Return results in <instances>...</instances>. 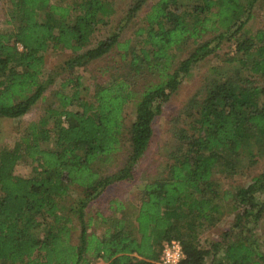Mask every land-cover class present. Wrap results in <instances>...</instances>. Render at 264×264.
<instances>
[{"label": "trees", "instance_id": "trees-1", "mask_svg": "<svg viewBox=\"0 0 264 264\" xmlns=\"http://www.w3.org/2000/svg\"><path fill=\"white\" fill-rule=\"evenodd\" d=\"M149 1L129 0L123 24L93 44L115 0H8L9 28L0 31V118L27 114L54 82L56 71L44 70L49 46L72 51L60 68L72 74L115 47L125 66L92 93L81 74L65 77L56 105L0 148V264H161L164 241L174 238L185 254L179 264H264L253 236L264 215V168L232 187L216 177L242 174L264 156V85L255 84L264 77V11L263 26L252 32L247 23L257 0H198L188 11L180 10L181 0H156L134 30L135 43L121 42V31ZM205 34L211 37L198 42ZM187 39L195 47L178 59ZM223 41L232 50L184 104L188 123L172 129L162 170L139 182L138 208L129 211L115 197L111 213L89 216L88 207L110 184L136 178L163 105ZM130 102L134 118L126 127ZM125 142L123 166L108 174L106 163ZM19 163L31 171L17 174ZM73 190L80 195L67 203ZM231 210L238 212L230 237L213 242L209 260L200 233Z\"/></svg>", "mask_w": 264, "mask_h": 264}, {"label": "rangeland", "instance_id": "rangeland-1", "mask_svg": "<svg viewBox=\"0 0 264 264\" xmlns=\"http://www.w3.org/2000/svg\"><path fill=\"white\" fill-rule=\"evenodd\" d=\"M156 0H150L147 5H144L133 17L128 25L120 33V41H129L133 45L136 41L134 37V30L142 25L141 19L145 12ZM199 3L198 0H181L180 10H190L192 6ZM130 6L129 0H115L114 2V13L111 15L107 25L99 27L93 35L92 43L95 44L98 40L105 38L117 31L118 26L123 24L124 15ZM222 10V9H221ZM263 11H264V0H257L254 7L252 8V16L247 23V27L255 32L257 29L263 26ZM8 12V0H0V31H4L9 28L6 23ZM225 14L223 11L219 12L222 16ZM227 14V13H226ZM225 20L226 15L222 16ZM210 34H205L201 39L197 40L201 42L205 39H209ZM195 47L193 39H187L186 44L183 45L182 51L180 52L179 58L186 57ZM232 43L223 41L221 49L216 54L209 55L204 59L197 62L188 77L183 79L182 83L178 87L177 91L172 95L170 100L163 105L162 112L157 116L153 123V138L150 146L142 157L140 162L135 168V179L134 180H121L110 184L100 195L93 201L87 209L89 216L98 218V213L109 214L111 213L110 201L112 198H119L124 201L129 211L137 209L140 204V187L139 182L143 178H150L157 174L161 167L164 165L165 154L172 146V129L179 127L182 124L187 125L188 119L184 117V104L187 99L200 87L204 82L205 76L209 73V69L213 65L221 64L220 60L224 57V54L232 50ZM72 51L59 47L49 46L44 52L45 65L44 70L47 75L49 72L57 73L54 82L44 91L42 98H40L31 109L19 118L6 119L0 118V148L10 147L14 144L19 131L24 130L25 126H28L31 122L38 121V119L46 115L45 111L49 107H54L57 103L54 93L60 88L61 82L65 77L70 75L81 74L82 82L85 86H90L89 91L92 93L93 86L100 81L106 80L116 73H120L125 66L121 56L123 51L117 47L113 48L106 56L98 58L85 66L75 69V73L72 74L70 71L61 70V65L64 64L65 60L72 56ZM144 84L143 81H138V87ZM255 84L264 85V77L256 76ZM134 118V104L133 102L128 103L124 108V120L126 127H129ZM45 147H50V143H44ZM129 151V144L125 142L121 152L119 151L113 155L111 160H108L107 173H114L118 168L123 166L124 160ZM264 168V156L259 157L257 162L248 166L246 171L242 174H236L229 178H224L221 175L216 177L219 178L225 186L232 187L236 184H247L253 176L258 175ZM31 171V165L27 163H19L15 172L19 175H26ZM215 177V179H216ZM217 180V179H216ZM80 195L79 190H73L70 196L67 198V203H72ZM237 210L227 211V213L221 218L215 225H209L205 227L200 233V243L206 248L210 249L209 260L213 256V242L224 241L228 239L231 233V227L237 220ZM244 221L242 219L240 223ZM73 236L74 240H78L80 232L79 222L75 219L73 222ZM252 226V223H248ZM101 224L97 230H101ZM253 234L254 237L259 239V244L264 251V215L257 222V227ZM252 234V233H251ZM232 238H235L234 236ZM94 264H105L101 259L95 260Z\"/></svg>", "mask_w": 264, "mask_h": 264}, {"label": "built area", "instance_id": "built-area-1", "mask_svg": "<svg viewBox=\"0 0 264 264\" xmlns=\"http://www.w3.org/2000/svg\"><path fill=\"white\" fill-rule=\"evenodd\" d=\"M18 48L21 49V45L18 44ZM184 256L182 242L176 238L168 239L164 241L159 262L161 264H179Z\"/></svg>", "mask_w": 264, "mask_h": 264}]
</instances>
